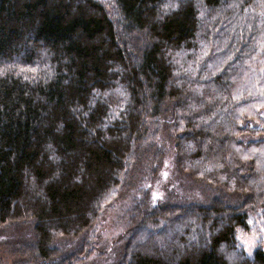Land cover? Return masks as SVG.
<instances>
[{
	"label": "trees",
	"instance_id": "16d2710c",
	"mask_svg": "<svg viewBox=\"0 0 264 264\" xmlns=\"http://www.w3.org/2000/svg\"><path fill=\"white\" fill-rule=\"evenodd\" d=\"M165 1L0 0V228L25 236L14 264L108 257L99 229L122 188L144 198L129 209L141 238L177 216L190 236L171 227L145 252L130 239L118 264H264V247L236 263L221 252L264 217V0H202L201 41L196 0Z\"/></svg>",
	"mask_w": 264,
	"mask_h": 264
},
{
	"label": "rangeland",
	"instance_id": "374dc122",
	"mask_svg": "<svg viewBox=\"0 0 264 264\" xmlns=\"http://www.w3.org/2000/svg\"><path fill=\"white\" fill-rule=\"evenodd\" d=\"M180 0H166L163 4V9L165 11H170L173 9L177 3H179ZM198 10L200 13V20L202 22H205L208 17L210 16V13L208 10H206L204 3L202 0H196ZM105 3V2H104ZM212 14V13H211ZM213 15V14H212ZM204 29L205 25L202 26L201 34L202 36L199 37V41H201L204 37ZM206 37V36H205ZM204 37V38H205ZM212 60V58H210ZM184 62L186 59H182ZM183 62V63H184ZM158 186V187H157ZM157 186H155V190L153 192H156L160 194L161 187L158 183ZM129 191L128 188H122L121 191L118 192L117 197L119 199L120 206L110 213H107L103 217V225L100 226L99 234L101 235V238L105 243H107L108 246V253L106 256L98 261H96L93 264H118L122 257L124 256V253L126 251V245L128 240H134L133 243H137L139 246H141V249L145 251H148L154 246H157L158 248H164L167 245L171 244V239L174 238L171 236L166 237V234H168L170 228L175 229V232L173 234H176V236H179L182 240L186 239V234L190 236L189 229L185 228L182 231L179 229H176L175 224H183L185 223L183 220L186 219L184 217L175 218L174 220H168V221H160V227L157 229H150L149 233L146 237L141 238L144 235V228L139 224V221L135 219V222L132 224L131 218L133 212H130L133 208H135V213H137V209H140L144 205V198H141L138 202L134 200L133 194L129 193V196H125V193ZM193 191V190H191ZM133 193V191H131ZM196 192V191H194ZM199 194V198L196 202H200L204 200V197L201 195V192L197 191ZM174 192L173 196L175 197L176 203L181 204V199L187 201H195L192 200V192H188L187 194ZM150 198L153 199V194L149 193ZM124 197L121 201V198ZM186 197V198H185ZM192 197V198H191ZM127 210V211H126ZM122 211H126V215H122ZM129 212V213H128ZM137 215H139L137 213ZM151 217V216H150ZM140 219V218H139ZM141 221V220H140ZM157 221V220H155ZM170 222V223H169ZM250 228L248 230H244L241 228H238L235 232V240L234 243L231 246H222L221 252L222 254L228 259L231 263H236L240 259H250L253 260L255 251L258 248L264 247V217L262 220H258L256 217H252L250 220ZM144 224V223H143ZM190 224V223H189ZM263 225V226H262ZM21 230H26V226H22L20 228ZM165 234L164 238L166 239L167 244H164L165 240H159L158 236ZM16 234L14 228H0V253L2 254V261L3 264H14V257H12L13 252H11V245H14L12 240H21L23 239L22 235L14 237ZM141 235V236H140ZM124 236H126V239H124ZM140 239V240H139ZM141 241V242H140ZM17 245V244H15ZM110 245V248H109ZM149 248V249H146ZM6 249V250H5ZM143 252V251H142ZM111 254V255H109Z\"/></svg>",
	"mask_w": 264,
	"mask_h": 264
}]
</instances>
